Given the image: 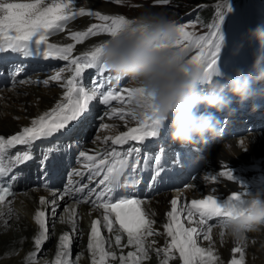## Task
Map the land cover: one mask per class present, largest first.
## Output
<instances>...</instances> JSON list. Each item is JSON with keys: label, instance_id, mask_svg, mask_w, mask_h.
Wrapping results in <instances>:
<instances>
[{"label": "snow or ice", "instance_id": "1", "mask_svg": "<svg viewBox=\"0 0 264 264\" xmlns=\"http://www.w3.org/2000/svg\"><path fill=\"white\" fill-rule=\"evenodd\" d=\"M79 0H23V2H10V0H0V59L2 54L15 53L23 57H43L44 59H56L67 61L70 66H74L72 75L62 85L66 88L62 100L58 101L50 110L43 112L32 119L30 126L23 127L14 135L5 138L0 135V216L5 215L3 208L7 203L6 198L14 195L12 185L22 175L16 173L10 176L14 166H24L35 158L34 147L36 142L54 140V143L41 149L40 168L44 175L48 174V161L53 158V154H70L73 148L77 150V161L82 165L80 169H73L69 177H80V180L70 179L69 185L64 190V195L85 194L79 202L91 203L95 209H102L101 220H94L91 227L88 249L92 252L93 264H114L117 260L119 264H141V260L147 258V248L145 246L146 237L155 235V215L150 209L142 207L146 201L142 198H129L137 195L135 193L124 192L119 189L127 183L139 184V176L144 171H151V184L154 187L165 175L169 180L178 179L181 170L177 165L183 164V155L180 159L173 157L172 171L169 172L166 165L169 163L167 148H161L164 143L161 133V124L148 111L144 103V91L140 87H124L113 89L105 87L104 75L108 71L102 66L99 53L104 46V42L96 44L90 51H85L82 55L73 58V50L76 45L84 42L88 37H96L102 33L109 36L132 21L123 15H104L100 12L88 11L84 7L77 8ZM120 0H116L119 3ZM170 0H157L158 4L166 5ZM225 8L227 9L225 11ZM233 12L232 5L228 0L218 4L216 8V19L207 27L209 31L204 35H197L186 28L194 27L189 24H179V39L177 46L186 53L189 63L198 65L207 79H211L215 71L220 68L222 61L221 51L225 47V29L231 31L229 25L225 24L226 16ZM94 16L103 23H93L87 27L86 31H71L70 38L75 43L58 45L50 43L49 38L57 33L63 32L69 21H74L77 17ZM232 17H229L231 22ZM222 25L224 27H222ZM85 69H95L96 77L89 84L81 82L86 79ZM27 71L23 62L14 65L10 70V77L15 78ZM64 69L56 72L49 79L43 80V84L48 85L51 81H61ZM2 75V72H0ZM118 85L123 84V79L110 77L108 84L112 80ZM20 83H30L31 81H19ZM39 82V81H38ZM122 93H126V96ZM99 99L103 105H109L112 101H119L122 104L128 103L129 109L125 111L123 107H110V118L117 114L123 120L130 117L137 122L136 127H130L127 131L118 135L105 137L103 143L107 145L111 141L113 146L129 145V142H138L139 146H128L117 149L116 147H106L103 151L97 149L95 154L90 155L89 150H84L81 145L79 133L82 129V122L91 112V102ZM135 105L134 107L132 105ZM110 125L102 124L101 128L107 129ZM161 137L156 142V151L153 152L152 145L145 143L148 138ZM242 142V141H241ZM17 146H25L14 155L10 150ZM247 152L248 149H243ZM147 153V154H145ZM8 158L13 167L5 166V159ZM155 160V166L152 161ZM143 163V167L141 164ZM222 166H224L222 164ZM220 176L227 177L228 180H235L233 170L227 167L226 171H221ZM5 177H10L5 181ZM85 178L87 182L85 183ZM99 178V179H98ZM205 180L215 181L216 175H207ZM261 184L264 182L259 181ZM95 183V187H93ZM242 191H233L227 197H220L215 194L205 196L203 199H193L190 206L177 207V200L171 201L172 210L167 213L168 222L163 224L167 236L171 238L170 243L164 249H157L159 256L163 252V259L160 264H169L174 260L173 252L179 253V260L182 264H215L218 257L213 254L211 247V236L213 225L209 222L217 218V225L220 227L222 218L230 215L234 202L245 203L244 197L249 194V185L240 181ZM62 200L63 195L53 192V197ZM94 197V199H92ZM40 204L47 206L51 204L52 214L55 215L57 200L51 201L41 198ZM186 209V221L189 226L182 222L181 214ZM11 214L10 208L7 213ZM75 214V213H73ZM114 215L115 220L111 217ZM45 211L35 212V221L39 225V233L35 236L34 244L37 249H41L43 244L49 239L47 235L49 228L46 226ZM114 223L119 225V230L127 233V245L134 246L135 252H128L127 256L117 257L113 251L106 250L105 240L101 235L100 225L109 232L114 231ZM221 229V237L224 231ZM72 230L75 232L76 223H72ZM117 230V231H119ZM203 236L210 241L209 247L198 246V238ZM117 246H121V236H116ZM74 243L73 235L65 232L59 238L58 250L56 252L55 264H73L71 257V247ZM150 247V245H149ZM240 251L234 248L233 252ZM35 253H29L26 257V264H35ZM243 253L240 259H233L231 264H242Z\"/></svg>", "mask_w": 264, "mask_h": 264}, {"label": "bare ground", "instance_id": "2", "mask_svg": "<svg viewBox=\"0 0 264 264\" xmlns=\"http://www.w3.org/2000/svg\"><path fill=\"white\" fill-rule=\"evenodd\" d=\"M115 1L79 0L77 8L84 7L86 13L92 11L100 12L104 15H117L122 13V8L115 4ZM10 2H23V0H10ZM139 15L133 13L132 16L136 18ZM94 19L96 17L87 15L77 17L74 21H69L63 32L57 33L51 36V38L58 45L75 43L71 40L69 33L71 31H86L87 27L96 22L97 19ZM244 20L246 18L243 17ZM108 38L109 35L107 33H102L96 37H88L84 42L76 45L72 54L73 58L82 55L85 51H90L93 46L104 42ZM21 62L18 58L14 60L7 58L0 59V72H2V75H0V135H3L5 138L16 134L25 126H30L32 119L50 110L58 101L62 100L64 92L66 91V88L62 85L70 78V71L74 69V66H70L68 63L71 69L69 71L67 67L65 72H62L61 81L50 80L49 84L45 85L42 81L49 79L51 76L41 73L44 72L41 70H46L42 65L33 69L32 65H26L23 62L27 71L18 77L11 78L10 70L14 65L20 64ZM65 62L67 63V61ZM47 69L49 68L47 67ZM85 71L86 79H83L81 82L91 86V81L95 79V76L92 71ZM55 73L56 71H53L52 75ZM21 80L31 82L20 83L19 81ZM104 80L105 87H109L110 85L107 83L105 75ZM134 85L136 84L128 82L126 85L117 84L116 88L131 87ZM122 94L125 95L126 93ZM234 101L236 99H233V104L230 106L234 110L232 112H235L234 106H232L235 105ZM253 101L257 110L264 108V93L261 102L258 99H250V104H253ZM132 106L134 107V104ZM110 107H123L125 111L129 109V105L126 102L122 104L119 101H112L110 106L107 105V109L103 110V115L100 117V124L96 134L90 140L85 141L82 146L84 150H89L90 155L95 154V150L97 149L103 151L106 147L111 148L113 146L110 140L107 145L103 143L105 137L118 135L120 132L127 131L128 128L135 126L130 117H126L123 120L114 117L110 118ZM242 107L248 108L249 106H245L242 103L240 106L241 109L239 110L242 111ZM255 108L252 106L250 112L253 113ZM218 113L221 114L220 112ZM225 113H228L227 109L222 112V115ZM90 114H92V111ZM90 114L82 122V129L79 133L80 140L86 137L89 132L87 120ZM258 114L264 115V112ZM229 115L231 114L228 113V118L231 117ZM240 118L243 120L242 116ZM220 121L221 127L227 123L225 117L220 119ZM245 123L248 127L258 126V129L244 132L242 128L239 129V125L237 127L238 129H236L238 133H226V137H223L224 133H222L220 139H216L217 142L209 141L210 149L203 157L201 164H195L194 168L198 167L192 173L187 174L188 177L181 178L180 182H171L169 177L165 175L161 181H158L154 187H151L149 186L152 175L150 172L143 183L134 184L133 188L140 193L138 198L146 201V204L142 205V207L150 209L155 213L152 219L156 222L154 225L156 234L146 237L145 246L148 255L147 258L141 260V264H160L163 259V252L158 256L157 249L166 248L167 244L171 241V238L167 236L163 228V224L168 222L167 213L172 210L171 201L173 199L177 200V207L180 208L188 206L189 200L200 198L206 193L225 195L233 191H242L243 189L240 185L241 180L249 186L257 181L264 182V126L262 125L260 127L262 122H252L251 119ZM102 124L110 125V127L103 129L101 128ZM224 131L222 130L220 133ZM162 136L163 138H168V131ZM160 139L161 137L159 139L154 138L153 142H147V144L152 145L156 149L155 144ZM240 139L246 140L247 152H244L238 147ZM51 142L54 143L55 141L36 142L34 153L35 159L39 155V160L35 163L31 161L24 166L14 167L10 161L7 164L5 163V166L13 167L10 176H15L16 173H22V175L13 184L14 189H16L14 195L11 199H6L7 203L3 208L6 214L0 216V264H26V257L29 253L36 254L35 264H55L59 238L65 232L73 235L74 242L77 243L76 247L78 252L70 257L73 264H93L92 252L88 249L89 237L91 235L92 222L98 219L102 221L103 210L95 209L91 203H78L77 201L85 195L83 193L64 195V190L69 185L70 179L80 180L78 176L69 177V173L73 169H80L82 167L77 161V150L76 153L71 151L70 154L63 155L54 153L53 158L48 161V173L56 168L59 169V173L52 180H49L47 176L45 177L40 168V152L43 147L48 146ZM164 143L160 144L161 148H163ZM133 146H139V144L133 143ZM24 147L17 146L15 149L22 150ZM187 148H190V146H187ZM187 148L178 150L174 156L180 159L181 155H183L185 167L182 169V175L186 171H190L186 168V164L190 159L195 155L201 156L202 154V151L198 152L191 148L189 149L190 152H188ZM69 161H72V164L67 166ZM168 161L169 163L166 166H172L173 159L169 158ZM227 167L233 170V175L236 177L235 180H228L227 177L219 175L221 171H226ZM210 174L216 175L217 179L215 181L205 180V176ZM65 175L66 178L64 180L61 179V176ZM9 178L5 177V180ZM84 182H87L86 178ZM166 182H169L166 187L160 186L161 183ZM92 186L95 187V183ZM53 192L63 195V199L61 200L59 196L53 197ZM42 197L49 201L53 198L57 200L55 215L52 214L51 204L47 206L40 204ZM9 208L11 211L10 215L7 214ZM38 210L45 211L46 226L49 228L47 235L54 237V242L48 250L42 248L37 249L34 244L35 236L40 231L39 225L35 221V212ZM185 217L186 209L181 214V219L182 222H185L186 226H189ZM73 222L76 223L75 232L72 230ZM209 223L213 225L212 231L208 233L211 236V247L213 254L218 257L215 264H231L233 259H240L241 253H243L244 257L242 264H264V227L259 231L247 233L241 240H236L226 234L221 237V229L216 226L218 221H210ZM99 227L101 235L106 242V250L115 252L117 257L120 255L127 256L128 252L136 251L134 246L127 245V233H124L123 230L118 229L119 231H117L116 229L109 232L103 228L102 224ZM117 235L121 236V246H117L116 244L115 238ZM209 245L210 241L205 240L203 236L198 238V246L207 249ZM234 248H239L240 251L233 252ZM173 255L175 259L170 260L169 264H182V261L179 260V253L173 252ZM114 264H119V261L117 260Z\"/></svg>", "mask_w": 264, "mask_h": 264}, {"label": "clouds", "instance_id": "3", "mask_svg": "<svg viewBox=\"0 0 264 264\" xmlns=\"http://www.w3.org/2000/svg\"><path fill=\"white\" fill-rule=\"evenodd\" d=\"M131 21L104 41L100 63L114 77L128 78L143 89L148 111L160 122L161 131L167 127L172 142L183 147L216 139L222 126L216 112L234 111L233 98L242 104L264 92L256 88L264 82V24L245 29L233 45L238 55L255 44L251 62L231 72L220 67L209 80L177 46L179 30L173 18L146 10ZM238 147L247 149L246 140L240 139ZM244 200L234 202L220 225L236 240L264 227V184H250Z\"/></svg>", "mask_w": 264, "mask_h": 264}, {"label": "rangeland", "instance_id": "4", "mask_svg": "<svg viewBox=\"0 0 264 264\" xmlns=\"http://www.w3.org/2000/svg\"><path fill=\"white\" fill-rule=\"evenodd\" d=\"M191 0H170V2L166 5H161V4H158L157 3V0H120L119 3H116L115 1V4H117L119 7L122 8V13L120 14H117V15H123L126 19H129V20H134L135 17H133V13H137V14H141L142 12L146 11V10H151V11H154V12H165L167 15H169L171 18H173L176 23L179 25V24H184V25H187L189 24V22H192L194 24V27H189V28H186V30L188 31H192V32H195L197 35H204L206 34L209 29L206 28V29H202V27L198 24L197 22V17H193L194 13L197 14V10L201 7H199L198 5L197 6H194V2L191 4L190 2ZM228 2L232 5L233 9H234V12L232 13L231 17H232V20L230 22V25L232 26L233 23H235L237 21V19L243 14V17L244 18H247V15H248V5L244 4V0H228ZM223 1H217L215 4H214V7H215V10L217 8V5L218 4H222ZM146 4V5H144ZM198 4V3H196ZM195 4V5H196ZM227 9L225 8V11ZM194 11V12H193ZM247 12V13H246ZM196 18V19H195ZM96 20V19H94ZM240 21H243V18L240 19ZM246 21V20H244ZM95 23H103L99 20H96ZM69 68L70 66H68V62H61L58 67H53V68H49V69H46V70H41V71H44V72H41V73H44L45 75L47 76H52V73L53 71H60L61 69H64L63 72H65V69L66 68ZM47 72V73H46ZM56 74V73H55ZM54 74V75H55ZM131 80L128 78H125V81L123 82V84H127L128 82H130ZM89 82V81H88ZM132 83V82H130ZM134 83V82H133ZM122 85V84H121ZM132 85V84H130ZM134 86H137V85H134ZM235 105H232L234 106V109H235V112H230L228 109H227V112L230 113L231 117L228 118V113L222 115V112L221 111L219 114L218 112L215 113V115L219 118V119H222V118H226L227 120V123H223L225 124L223 127H221V130H225L224 132H221L219 134V136L217 137L218 139H220V135H222V133H224V136L223 137H226V133H233V132H237L236 129H238L237 127L240 125V128H242V130L245 132V131H248V130H252V129H258V126H251V127H248L247 124L245 123L246 121H250V119L252 120V122L254 121H259V122H262L260 127L263 125L264 126V115H259L258 113L260 112H264V108L262 109H259L257 110L255 108V110H253V113L250 112V109L252 108V106H254V101H253V104L251 103L250 104V99L247 100L246 102H244V105L245 106H249L248 108H243V110H239L241 109L240 106L242 105L241 103L234 101ZM233 104V103H232ZM91 111H92V114H90V117L88 118V129H89V132L87 134L86 137H84L82 140H81V145L83 146L84 142L87 141V140H90L97 132V129L99 127V124H100V117H102L101 115H103V110L107 109V105H103L99 102V99H97L96 101H93L91 102ZM232 109V108H231ZM203 111V108L202 110ZM242 112V113H241ZM243 118V120H241V117ZM114 118L116 119H119V115H116L114 116ZM227 127V128H226ZM242 131V132H243ZM166 136H168L166 134ZM216 138V139H217ZM216 139L212 140L213 142H217ZM49 141V140H48ZM164 147L167 148V155H168V160L169 158H172L175 156V154L177 153L178 150H182L183 148H187V146H181L177 143H174L172 142L169 137L168 138H164ZM44 142V141H43ZM54 142V140H53ZM52 143V142H51ZM49 143V144H51ZM48 144V145H49ZM191 149H194V150H197L198 152H201L202 151V154L201 156H198V155H195L192 159H190V161L186 164V168L188 170H190L189 172L186 171V173H184V175L181 174V176L178 178V179H174V180H170L171 182H174V181H179L180 182V179L183 178V177H188L187 174H190L192 173L196 168H194V165L195 164H198L200 165L202 160H203V157L206 155V153L208 152V150L210 149V143L209 142H205L204 144H201V143H195L193 145H189ZM47 147V146H45ZM44 148V147H43ZM190 148H187V151L190 152ZM20 149H12L10 150V153L12 155L15 154L16 151H18ZM153 152L156 151V149L154 147H152L151 149ZM73 153H76V149L73 148L72 150ZM41 153V152H40ZM62 159V158H60ZM39 160V155H38V158L37 159H33L32 161L37 162ZM10 160L8 158L5 159L4 163H8ZM75 162V161H74ZM152 163V166L154 167L155 166V160L153 159V161L151 162ZM70 164H72V161H69L68 165L69 166ZM141 166L143 167V163L141 164ZM192 166V167H191ZM177 167L179 169H183L185 167L184 163L182 165H177ZM151 171H144L143 173L140 174V181L141 183H143L146 179V176L150 173ZM15 173V172H14ZM46 177V176H45ZM64 178H66V175L65 176H61V179L64 180ZM189 179V178H188ZM169 182H166V183H161L160 186H164L166 187L167 184ZM175 187H178V186H175ZM63 188V187H62ZM176 189V188H174ZM16 190V189H15ZM12 197H10L9 199H11ZM54 242V237H49V239L43 244L42 246V249L44 250H48L52 244ZM77 243L74 242L72 247H71V256H74L77 252H78V249L76 247Z\"/></svg>", "mask_w": 264, "mask_h": 264}, {"label": "trees", "instance_id": "5", "mask_svg": "<svg viewBox=\"0 0 264 264\" xmlns=\"http://www.w3.org/2000/svg\"><path fill=\"white\" fill-rule=\"evenodd\" d=\"M216 0H191V4L194 2V5L196 3H201V4H204V6L202 7V9L199 11V19H200V22L201 23H204L207 21V19L209 20L212 13H211V10H212V7L214 8V2Z\"/></svg>", "mask_w": 264, "mask_h": 264}]
</instances>
